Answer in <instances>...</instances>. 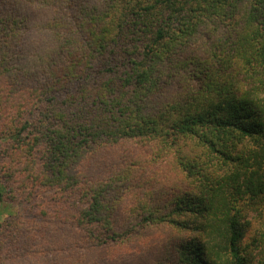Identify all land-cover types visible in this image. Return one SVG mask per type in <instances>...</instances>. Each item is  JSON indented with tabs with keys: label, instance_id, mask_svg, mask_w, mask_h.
I'll list each match as a JSON object with an SVG mask.
<instances>
[{
	"label": "trees",
	"instance_id": "trees-1",
	"mask_svg": "<svg viewBox=\"0 0 264 264\" xmlns=\"http://www.w3.org/2000/svg\"><path fill=\"white\" fill-rule=\"evenodd\" d=\"M0 264H264V0H0Z\"/></svg>",
	"mask_w": 264,
	"mask_h": 264
},
{
	"label": "rangeland",
	"instance_id": "rangeland-1",
	"mask_svg": "<svg viewBox=\"0 0 264 264\" xmlns=\"http://www.w3.org/2000/svg\"><path fill=\"white\" fill-rule=\"evenodd\" d=\"M13 210H15V207L12 205H8V207L5 208L4 205L0 204V219L8 216V214Z\"/></svg>",
	"mask_w": 264,
	"mask_h": 264
}]
</instances>
